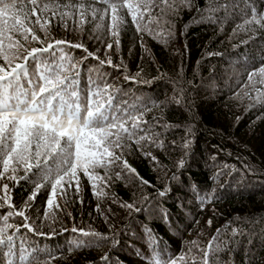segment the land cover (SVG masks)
Instances as JSON below:
<instances>
[{"label":"snow or ice","instance_id":"snow-or-ice-1","mask_svg":"<svg viewBox=\"0 0 264 264\" xmlns=\"http://www.w3.org/2000/svg\"><path fill=\"white\" fill-rule=\"evenodd\" d=\"M178 21L181 38L193 24L212 25L215 34L230 25L231 50L205 53L226 60L228 68H210L199 83L195 71L186 78L184 52L168 51ZM53 28L75 38H57ZM130 32L129 57L136 44L140 50L135 71L121 51L122 33ZM240 36L246 38L231 43ZM145 37L179 58L172 75L160 70ZM149 62L157 73L151 79L144 68ZM160 81L167 86L162 94L147 95L140 87ZM202 92L247 99L245 112L264 108V0H0V264H51L54 252L105 248L88 264H236L238 249L247 264H264V216H233L206 242L183 239L205 211L211 229L221 216L216 205L226 196L264 194V181L245 179V173L264 176L254 165L237 157L240 171L221 160L232 155L222 147L198 148ZM173 151L180 156L173 159ZM133 158L149 162L155 181L140 174ZM193 168L205 174L203 180ZM81 177L97 201L103 230L66 212L69 203H84ZM121 185L131 192L127 200L116 194ZM18 187L25 196L17 204L12 193ZM38 195L44 197L42 212L35 206ZM65 212L70 228L58 215ZM154 224L181 236L179 252ZM58 232L76 238L66 249L40 239ZM129 254L136 259L128 260Z\"/></svg>","mask_w":264,"mask_h":264},{"label":"trees","instance_id":"trees-1","mask_svg":"<svg viewBox=\"0 0 264 264\" xmlns=\"http://www.w3.org/2000/svg\"><path fill=\"white\" fill-rule=\"evenodd\" d=\"M189 21V16L187 14L183 15V23ZM71 26V24H70ZM182 23H176L177 38L169 42V49L171 51L173 47L179 48L184 52V73L185 77L191 79L193 73L197 74L194 83L200 82V77L207 78L210 75L209 69L211 68L214 73H222L224 69L228 68L226 60H222L219 57H207L206 52H226L231 50L230 43L227 41L226 37L229 32H231V26L225 25L223 34H215V29L209 24H193L187 29L185 37L179 36V31L182 28ZM53 35L57 38H61L65 35L67 37L74 39V34L72 32L65 33L63 30L53 28ZM132 35L130 32L128 36L122 33L121 37V51L125 59L129 63V67L132 71H135V64L138 61L140 50L139 44L133 49V54L129 57L128 48L132 41L129 37ZM246 38L243 36L233 39L231 43H239V39ZM148 46L151 48L152 53L156 57L159 63L160 70L162 72H167L169 75L174 73L175 67L179 62L178 57H170L168 51H166L159 43L155 40L145 37ZM224 41V44H221ZM187 44V50L185 51L184 45ZM89 49H92L91 43L87 45ZM75 54H79V50ZM116 60V57H113ZM197 61H200L199 66H197ZM146 78L151 79L152 76L157 75L155 68L149 62L144 65ZM143 88L145 94L156 95L157 93H163L167 87L165 82L160 81L154 85L140 86ZM170 93L171 88H167ZM202 96L205 97V102L202 103L197 109V120L200 122L197 124V145L202 151L206 146L216 145L222 147L225 152H230L232 155L226 156L221 155V160L225 163L233 164L237 169L243 171L242 162L237 159V157L243 158V162L250 163L255 166L257 172H264V119L257 120L258 116L264 113V108H253L245 112L244 106L248 103L247 99L242 102H238L229 99L226 96L219 95V98L212 96L210 92H202ZM236 117H240L239 121H236ZM183 119V117H181ZM172 139V137H169ZM179 151H173V159L180 156ZM159 155V154H158ZM164 164L171 167V162L168 159L160 157ZM129 162L137 168L141 175L146 179L155 181L156 173L153 172L152 167L146 159H130ZM194 172L200 175L201 180L204 179V173L199 172L196 168H193ZM102 174V173H101ZM171 173L169 172V175ZM163 179L164 174L160 173ZM237 175V179H239ZM245 179L250 182L264 181V176L260 175H250L245 173ZM224 182V177H221L220 183ZM23 183V182H22ZM81 188L83 192V205L69 203L66 212H71L72 216L75 218V222L80 223L81 221L86 224H91L97 230L104 229L103 218L98 216L94 211L95 204L97 201L92 197L88 184L84 177H81ZM43 192V189L41 190ZM117 196L127 200L130 198L131 192L125 189L122 185L115 189ZM150 191V189H147ZM13 202L20 203L21 199L25 196V188H14L13 189ZM43 200L44 197L38 195L35 206L43 210ZM105 204L102 202L101 207L103 208ZM217 209L221 212L219 218H213V224L211 229L205 226V221L208 219L209 212L205 211L200 213L196 219L199 220V224H190L191 232H184L183 239L188 240L192 238L199 239L206 242L207 239L211 238L212 232L215 231L217 227L223 225L226 220L231 219V217L240 215L252 216L253 214L257 216H264V194L259 191L255 194L245 193L241 195L239 192H234L231 195L226 196L217 205ZM119 215H123V212L114 209ZM178 211V210H177ZM195 211V210H193ZM66 212L64 214H59V218L63 226L71 227L72 221L67 218ZM81 213L83 215H81ZM92 213L90 217L88 214ZM15 222L19 223L20 218H15ZM187 223V221H185ZM119 224V221L116 222ZM157 232L163 236L171 249L175 252L180 251V245L182 242L181 236L175 231H169L168 228L162 224H154ZM236 226V225H233ZM203 229L202 235H197L198 232ZM75 234L70 232L61 233L58 232L57 235L51 237L50 239L40 238L45 243H47L51 248H65L66 245L75 240ZM137 244V247H140ZM103 250H107L106 248ZM103 250L98 249H86V250H74L72 253H68L66 250L61 256L59 253L54 252V258L51 264H88V261L98 258ZM227 259V257H224ZM128 260L136 259L133 255L129 254L127 256ZM234 259L236 264H247L244 260V253L242 249H238L234 253Z\"/></svg>","mask_w":264,"mask_h":264}]
</instances>
